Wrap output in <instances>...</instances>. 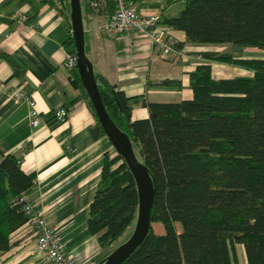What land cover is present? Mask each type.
I'll return each mask as SVG.
<instances>
[{"label": "trees", "instance_id": "1", "mask_svg": "<svg viewBox=\"0 0 264 264\" xmlns=\"http://www.w3.org/2000/svg\"><path fill=\"white\" fill-rule=\"evenodd\" d=\"M91 1L100 2L93 7L98 12L111 17L116 12V0H102L104 7L101 0ZM163 22L184 32L189 43L264 50V0H184L180 14ZM66 48L77 52L73 34ZM201 57L189 71L192 98L144 101L147 118L135 119L132 97L95 72L110 117L130 137L156 189L151 230L122 264H238V244L248 264H264V59L218 51H204ZM214 63L251 75L217 77ZM70 78L96 115L78 69ZM92 132L95 138L106 136L99 119ZM0 153L2 257L13 246L12 234L30 220L25 211L30 200L23 198L35 176L22 169L19 158ZM138 204L137 184L125 159L106 152L89 205V233L103 248L112 245L137 221ZM154 223L165 232L156 233Z\"/></svg>", "mask_w": 264, "mask_h": 264}, {"label": "crops", "instance_id": "2", "mask_svg": "<svg viewBox=\"0 0 264 264\" xmlns=\"http://www.w3.org/2000/svg\"><path fill=\"white\" fill-rule=\"evenodd\" d=\"M81 0L86 52L96 73L132 97L133 117L147 118L144 101L177 102L193 96L189 71L204 51L187 42L174 29L180 55L163 57L141 36L112 34L108 12ZM104 7V1H102ZM67 0H0V150L21 160L26 173L35 176L27 197L63 236L65 252L82 264H100L112 250L103 248L88 231L89 205L104 162L111 153L107 136L95 138L98 119L83 90L75 87L65 68L66 42L72 36L71 6ZM144 16H177L184 0H135ZM1 53L7 55L4 57ZM182 54L189 57L184 59ZM214 66V64H213ZM223 77V76H222ZM173 81L179 85H166ZM20 90L36 102L42 123H29L30 106L18 103L12 92ZM66 108L65 123L55 111ZM2 155L0 153V160ZM11 250L0 264H46L36 249V238L26 224L11 236ZM238 264H248L244 247L236 245Z\"/></svg>", "mask_w": 264, "mask_h": 264}, {"label": "built area", "instance_id": "3", "mask_svg": "<svg viewBox=\"0 0 264 264\" xmlns=\"http://www.w3.org/2000/svg\"><path fill=\"white\" fill-rule=\"evenodd\" d=\"M116 2V12L106 26L110 33L125 35L129 38L144 37L163 57L181 54L176 48L178 40L173 34L174 28L171 25L165 24L158 15H142L136 7L135 0H116ZM90 5L99 7L100 2L91 1ZM182 57L185 59L183 54ZM198 59L202 60L201 55L198 56ZM64 66L70 73L78 69L77 53L67 52ZM12 95L16 102L27 103L30 106L29 123L33 127L40 126L42 118L35 100L29 94L18 89L14 90ZM55 116L58 122L65 123L69 117V111L66 108H59L55 111ZM23 199L29 200L27 195ZM25 211L30 218L28 225L31 226L32 233L36 238L37 252L44 263L82 264L65 252L62 234L49 223L42 209L28 201Z\"/></svg>", "mask_w": 264, "mask_h": 264}, {"label": "water", "instance_id": "4", "mask_svg": "<svg viewBox=\"0 0 264 264\" xmlns=\"http://www.w3.org/2000/svg\"><path fill=\"white\" fill-rule=\"evenodd\" d=\"M72 34L75 40L78 71L106 136L126 161L138 188L139 204L136 228L129 240L111 252L100 264H122L146 239L152 222L151 210L156 189L148 168L137 157L130 137L110 117L95 76L94 65L86 52L85 28L81 0H70Z\"/></svg>", "mask_w": 264, "mask_h": 264}, {"label": "rangeland", "instance_id": "5", "mask_svg": "<svg viewBox=\"0 0 264 264\" xmlns=\"http://www.w3.org/2000/svg\"><path fill=\"white\" fill-rule=\"evenodd\" d=\"M53 1V0H52ZM55 3L58 5L59 0H54ZM66 5L69 8L70 11V0H67ZM203 50L206 51H218V52H228L233 55L242 56L245 58H258V59H264V50L256 48V47H245V46H239L234 44H216V43H208V44H198ZM180 55V54H179ZM185 59L189 57L187 54H183ZM195 60H199L198 57H195ZM213 71L215 76L217 77H240V76H250L251 73L247 70L227 65V64H220V63H214ZM117 153L114 146L111 148V154L115 155ZM180 228V226H178ZM136 228V222L134 221L128 229L125 231V233L112 245L109 246V249L113 252L115 249H117L120 245L127 242L129 238L133 235ZM153 228L158 234H163L165 232V229L162 224L160 223H154Z\"/></svg>", "mask_w": 264, "mask_h": 264}]
</instances>
